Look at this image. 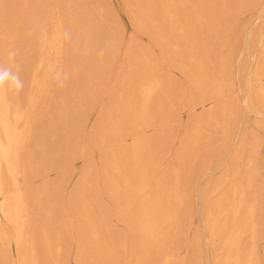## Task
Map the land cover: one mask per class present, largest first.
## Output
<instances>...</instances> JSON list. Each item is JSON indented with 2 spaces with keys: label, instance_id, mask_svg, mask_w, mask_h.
<instances>
[{
  "label": "bare ground",
  "instance_id": "obj_1",
  "mask_svg": "<svg viewBox=\"0 0 264 264\" xmlns=\"http://www.w3.org/2000/svg\"><path fill=\"white\" fill-rule=\"evenodd\" d=\"M199 1L201 7L205 8L212 0ZM59 2L67 7L65 0ZM40 3L42 4L41 0ZM195 4V0H138L132 18L135 24L161 21L169 25H157L159 28L154 32V36L157 37L156 43L165 50L173 65L180 58L178 67L189 76L198 92L199 96L191 97L187 107H205L208 103L214 106V111L205 115L192 113V122L201 130L204 128V121H207V127L213 126L214 121V125L227 134L230 132L229 125L227 126L224 120H213V113H228V105L222 100V96L224 86H232L233 81L227 80L223 75L220 78L208 76V68L213 64L208 60L212 54L210 43L208 44L206 36L203 39L196 36L202 25L223 21L224 15H217L207 9L198 10ZM22 5V0H0V48H7L5 53L0 50V69H16L13 47L18 33L14 28L19 23L17 12ZM187 5L195 7V18L181 12V8ZM58 11L59 9L55 8L46 9L44 5L31 4L24 30L29 33L37 32L39 39L33 45L29 44L30 47L24 53L29 55L37 48L40 55L35 61L36 71L32 78L34 88L26 97L27 101L21 93V88L0 89V264H41L43 255L38 245V223L43 244L47 242L50 246V239L46 220L41 219L38 222L35 215L48 213L51 218L55 216V203L50 198L53 193L65 191L67 181L54 185L45 179L43 186L36 188L33 185V177L37 173L31 175L29 168L34 169L35 164L38 166L43 163L45 157L35 163L34 159L26 154L31 149L30 141L35 131V123L44 116L39 110L43 97L50 91L47 80L51 77L52 70L60 67L66 45H71L76 53L82 50L91 54L96 44L93 38H89V30H85L92 21L86 26L82 18L73 12L67 22L74 36L66 42L64 35L67 22L60 21ZM47 21L54 24L52 29L45 26ZM216 30L215 34L219 35L220 26H217ZM176 33H181L180 39L172 40ZM259 45L261 49L252 55L256 66L248 84L250 90L244 104L264 118V34L259 39ZM211 46L214 48L212 42ZM133 61L137 70L135 78L120 81L113 106L104 108L93 125V133L98 134L103 141L101 148L106 150V153L110 152L109 155L103 156L109 167L102 177L105 184L100 186L101 173L96 176L94 168L89 166L71 193L75 205L76 202L82 204L79 200L80 190L86 184L91 195L83 206L91 235L89 244L92 246L86 247V251L79 254L88 261L87 264H150L153 261L157 264H170L177 256L170 246L173 238L171 229L175 228V223L178 222L176 207L185 203L187 189L182 183L183 172L174 168H169L161 174L159 172L162 159L159 149L162 148V143L171 139L170 126L177 107L174 81L171 77L165 80L162 74L153 68L154 59L147 52L144 57L138 55ZM61 107L63 109H58L59 117L66 110L65 105L62 104ZM112 111H116L117 115L110 114ZM229 114H232L231 110ZM151 127L155 128V136L145 133V130ZM129 139L130 142L127 143ZM191 141L199 142L196 136ZM251 145L252 155L248 160L246 177H242L244 181L239 180L240 170L234 167L228 170L221 181L207 189L211 194L224 187L223 194L211 203L206 222L211 242L218 252L214 264H259L256 255L258 231L253 218L258 201L254 199L250 202L249 197L251 191L253 196H258L255 195L258 194V189L254 186L253 179L259 170L261 144L254 141ZM42 147L45 150L46 146L42 144ZM190 152V147L184 142L178 154L179 160L187 161ZM59 170L63 171L62 167H59ZM232 176L236 178L233 179ZM51 189L52 192L49 193ZM104 192L121 206L120 220L128 223L136 234L137 243L134 244L130 240L132 244L127 258H124V254H127V241H120L117 245L115 236L109 231L106 211L102 209L97 212L95 209L99 195ZM102 228L107 231L102 233ZM70 231L71 224H68L67 233ZM246 231L252 233L248 254H244L242 245ZM63 236L62 233L58 236V252L65 247Z\"/></svg>",
  "mask_w": 264,
  "mask_h": 264
},
{
  "label": "rangeland",
  "instance_id": "obj_2",
  "mask_svg": "<svg viewBox=\"0 0 264 264\" xmlns=\"http://www.w3.org/2000/svg\"><path fill=\"white\" fill-rule=\"evenodd\" d=\"M22 1L24 5L17 12L19 23L14 28L18 33L13 47L16 69L11 71L19 75L23 83L21 93L26 101V97L34 88L32 78L36 71L35 61L40 55L37 48L29 55L24 53L30 47L29 44L33 45L39 39L37 32L29 33L24 30V25L28 23L31 4L44 5L46 9H59L60 21L64 23L69 20L72 12L81 17L86 26L92 21L85 30H89V38L96 41L91 54L82 50L76 53L71 45H66L60 67L53 69L51 77L47 80L50 91L46 97H43L42 107L40 106L39 110L44 116L36 121L30 141L31 149L29 153L26 152L35 163L45 157L43 163H39L38 166L35 164L34 169L29 168L31 175L37 173L33 177V185L36 188L42 187L45 179L54 185L67 181L64 192L53 193L51 198L49 197L55 203L54 218L48 213L35 215L38 222L41 219L46 220L50 239V246L47 242L43 244L40 239V223H38V245L43 255L41 264L88 263L79 254L81 251H86V247L92 246L89 244L91 235L83 206L91 195L86 184L80 190L79 200L82 204L76 202L75 205L71 193L80 181L81 175L88 171L89 166L94 168L96 176L101 173L100 186H104L102 177L109 167L103 156L109 155L110 152L106 153V150L101 148L103 141L98 134L93 133V125L104 108L113 106L120 81L135 78L137 70L133 60L138 55L144 57L146 52L154 59L153 68L160 72L165 80L171 77L174 81V98L177 101L175 117H172L174 120L171 121L172 125H169L171 139L162 143L163 146L159 149L162 152L159 172L161 174L169 168L183 172L182 183L187 189L185 203L176 207L178 222L175 223V228L171 229L173 238L170 246L177 256L170 264H214L218 252L211 242L210 230L206 222L211 203L223 194L224 187L220 189L221 192H217L218 195L210 194L207 189L221 181L228 170L234 167L239 168L241 173L238 176L239 180L244 181L242 177L244 175L246 177L248 160L252 155L251 144L254 141H259L261 144L259 170L253 179L254 186L258 189V194L255 195L258 196H253L254 193L251 191L249 201L254 199L258 201L257 209L253 214L258 231L256 255L259 264H264V118L254 110H249L244 104V99L250 90L248 84L256 66L252 55L261 49L259 39L264 34V0H212L206 5L203 4L205 8L201 7L199 0H195V7L198 10L207 9L217 15H224L223 21L202 25L196 36L198 39L206 36L208 44L210 43L212 54L209 55L208 60L213 64L208 68V76L220 78L223 75L227 80L233 81L232 86H224L222 96V100L226 101L232 114H229V111L226 115L218 111L213 113V120L216 118L224 120L227 126L229 125L230 132L227 134L222 133L221 129L214 125V121H212L213 126L209 127L206 126L207 121H204L202 124L204 128L201 130L200 128L198 130V126L192 122V113L205 115L210 111L213 112L214 106L208 103L205 107L201 105L187 107L191 97L199 96L198 92L189 76L178 67L180 58L173 65L165 50L156 43L157 37L154 36V32L159 28L157 25L166 27L169 25L161 21L135 24L132 16L138 0H65L67 7L59 0H41L43 5L40 0ZM195 7L187 5L181 8V12H186L191 18H195ZM45 26L52 29L54 24L47 21ZM217 26H220L219 35L215 34ZM65 27L64 36L67 42L74 33L69 28L68 22ZM180 37L181 33H176L172 36V40ZM6 49L0 48L4 53ZM39 73L41 74L42 71ZM62 104L66 106V110L59 117L58 109H63ZM111 113L117 115L116 111ZM112 118L116 119L115 116ZM79 128L81 130H78ZM145 133L148 136H155V128H148ZM195 136L198 137L199 142L191 141ZM184 142H187L191 151L187 161L178 158ZM42 144L46 146L45 150ZM59 167H62L65 174H61L63 171L59 170ZM232 177L236 178V176ZM87 179L88 177L84 179V183ZM51 192L52 189L49 193ZM95 209L97 212L102 209L106 211L109 231L115 236V243L118 245L120 241H127V254H124V258H127L130 255L128 251L132 242L137 243V237L132 227L120 220L121 206L104 192L99 195ZM68 224H71L69 233H67ZM106 231L107 229L102 228V233ZM60 233L64 235L65 247L58 252L56 248ZM251 235V231H246L242 238L244 254L249 252ZM150 264L157 263L153 261Z\"/></svg>",
  "mask_w": 264,
  "mask_h": 264
},
{
  "label": "clouds",
  "instance_id": "obj_3",
  "mask_svg": "<svg viewBox=\"0 0 264 264\" xmlns=\"http://www.w3.org/2000/svg\"><path fill=\"white\" fill-rule=\"evenodd\" d=\"M23 83L17 73L11 71V69H0V89L8 87L9 89L22 88Z\"/></svg>",
  "mask_w": 264,
  "mask_h": 264
}]
</instances>
